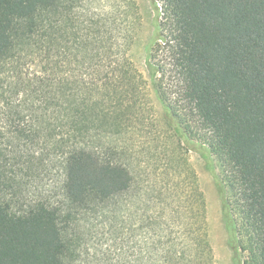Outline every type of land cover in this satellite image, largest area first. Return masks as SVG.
Returning <instances> with one entry per match:
<instances>
[{
    "label": "trees",
    "instance_id": "1",
    "mask_svg": "<svg viewBox=\"0 0 264 264\" xmlns=\"http://www.w3.org/2000/svg\"><path fill=\"white\" fill-rule=\"evenodd\" d=\"M147 1L148 79L136 0H0V264H214L193 150L264 264V0Z\"/></svg>",
    "mask_w": 264,
    "mask_h": 264
},
{
    "label": "rangeland",
    "instance_id": "2",
    "mask_svg": "<svg viewBox=\"0 0 264 264\" xmlns=\"http://www.w3.org/2000/svg\"><path fill=\"white\" fill-rule=\"evenodd\" d=\"M136 2L140 6L143 19L140 34L130 52V56L137 70L144 78L148 79L145 47L151 37V22L154 12L147 0H136ZM151 96L156 115L161 118V106L152 94ZM189 160L198 176L200 188L206 200L209 239L213 250L214 264H239L234 258V253L228 243L226 223L221 213L220 194L213 177L212 168L214 164L210 159L202 157L196 150L190 152Z\"/></svg>",
    "mask_w": 264,
    "mask_h": 264
}]
</instances>
